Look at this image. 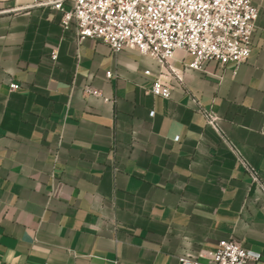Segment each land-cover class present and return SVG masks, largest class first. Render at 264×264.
<instances>
[{
	"label": "crops",
	"instance_id": "obj_1",
	"mask_svg": "<svg viewBox=\"0 0 264 264\" xmlns=\"http://www.w3.org/2000/svg\"><path fill=\"white\" fill-rule=\"evenodd\" d=\"M254 1L250 56L195 69L177 50L178 78L136 48L79 39L35 0H0V264H178L184 252L212 264L231 236L264 264V193L243 162L264 179ZM162 72L170 97L151 91Z\"/></svg>",
	"mask_w": 264,
	"mask_h": 264
},
{
	"label": "built area",
	"instance_id": "obj_2",
	"mask_svg": "<svg viewBox=\"0 0 264 264\" xmlns=\"http://www.w3.org/2000/svg\"><path fill=\"white\" fill-rule=\"evenodd\" d=\"M60 12L65 29L74 27L79 39L94 38L109 44L117 53L125 47L136 48L154 58L160 66L169 68L180 78L172 61L177 50L191 56L187 65L203 69L207 61L220 65L246 60L252 50L259 7L254 0H35ZM52 57L58 56L52 50ZM151 74L150 69H146ZM113 70L106 71L108 77ZM20 83L10 82L11 89ZM90 94L103 95L92 85L85 87ZM151 91L170 97L172 84L163 72L152 78ZM106 99L109 97L105 96ZM207 123L218 129V115L201 109ZM154 110L151 111L153 113ZM179 136H176L178 139ZM252 183L264 193V179L256 166L243 160ZM212 264H253L262 257L260 251L244 246L233 236L221 238L209 251ZM46 264H52L47 262ZM178 264H202L196 254L184 252Z\"/></svg>",
	"mask_w": 264,
	"mask_h": 264
}]
</instances>
